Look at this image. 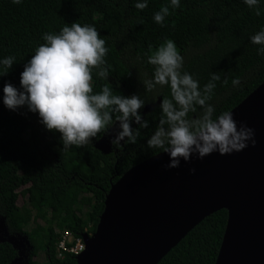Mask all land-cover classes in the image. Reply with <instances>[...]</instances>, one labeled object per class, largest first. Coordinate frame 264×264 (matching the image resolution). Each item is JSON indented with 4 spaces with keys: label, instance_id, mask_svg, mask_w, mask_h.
<instances>
[{
    "label": "trees",
    "instance_id": "1",
    "mask_svg": "<svg viewBox=\"0 0 264 264\" xmlns=\"http://www.w3.org/2000/svg\"><path fill=\"white\" fill-rule=\"evenodd\" d=\"M136 2L0 0V59L16 58L13 68L0 66V218L10 236L29 241L27 264H40L36 258L42 251L45 264H80L72 254L63 252L60 257L63 233L93 238L112 186L134 167L162 153L148 148L146 141L159 125L160 104L170 98V89L157 85L148 91L145 81L154 72L148 56L166 39L176 43L184 69L201 86L213 72L221 77L210 101L216 114L233 111L264 84V56L258 55L259 46L249 39L264 27V13L257 16L243 0H181V7L170 8L161 26L153 15L169 0H149L143 11L135 8ZM260 7L264 9V0ZM73 22L95 26L108 48L109 77L99 78L100 69L94 68V92L108 84L115 94L144 100L140 113L149 127L141 129L132 123L140 131L135 144L122 141V147L112 145L110 151L101 147L111 129L120 131L114 118L91 142L63 152L60 134L44 128L38 114L26 108L14 112L3 105L4 84L20 87L24 64L44 42L42 35L58 33ZM237 77L241 85L234 88L231 81ZM21 195L27 201L20 207ZM227 222L226 210L212 214L159 264H216ZM18 257L12 245L0 243V264H12Z\"/></svg>",
    "mask_w": 264,
    "mask_h": 264
},
{
    "label": "clouds",
    "instance_id": "2",
    "mask_svg": "<svg viewBox=\"0 0 264 264\" xmlns=\"http://www.w3.org/2000/svg\"><path fill=\"white\" fill-rule=\"evenodd\" d=\"M21 0H13L20 3ZM149 0H137L135 8L143 11ZM257 16L264 13L261 0H243ZM181 7V0H169L155 12L153 19L164 26L171 9ZM250 43L258 45V55L264 56V27L250 36ZM34 55L24 64L20 74V87L12 83L3 86V105L18 111L26 108L38 114L39 123L50 132L60 134L63 152L73 146L88 144L99 133L107 129L115 118L119 121V133L111 140L114 147H122L121 142L135 144L140 135L132 123L139 128L149 127L140 110L145 106L138 95L115 94L113 87L105 84L99 92L92 86V70L99 68L97 75L107 80L110 65L105 57L108 48L96 27L66 23L58 33H44ZM14 56L0 59V66L11 69ZM154 66L152 79L145 81L148 91L157 85L170 89V98L165 97L160 104L161 119L155 131L147 139V147L158 150L169 157L167 169H178L181 162L191 163L195 157L203 160L213 153L231 155L255 145V131L245 123L235 120L231 110L216 114L210 103L217 81L221 77L211 73L209 81L200 85L191 73L184 69V57L172 39H166L147 59ZM225 85L228 84L224 80ZM239 87V77L231 81ZM189 113H196L190 117ZM114 114L115 117H114ZM195 169L191 172L195 174Z\"/></svg>",
    "mask_w": 264,
    "mask_h": 264
},
{
    "label": "water",
    "instance_id": "3",
    "mask_svg": "<svg viewBox=\"0 0 264 264\" xmlns=\"http://www.w3.org/2000/svg\"><path fill=\"white\" fill-rule=\"evenodd\" d=\"M232 112L238 124L254 129L255 145L231 155L194 157L178 169H167L169 157L161 153L131 169L112 186L80 264H159L222 210L228 222L216 264H264V84ZM149 184L155 185L153 194L130 217L133 196ZM230 201L237 204L233 211ZM1 226L8 234L4 221ZM0 243L18 251L12 264H22L24 253L16 245Z\"/></svg>",
    "mask_w": 264,
    "mask_h": 264
},
{
    "label": "rangeland",
    "instance_id": "4",
    "mask_svg": "<svg viewBox=\"0 0 264 264\" xmlns=\"http://www.w3.org/2000/svg\"><path fill=\"white\" fill-rule=\"evenodd\" d=\"M119 130L117 128H113L109 131L108 133V137L103 141V143L101 144L102 148H105L106 151H110L112 144H111V140L115 139L116 136L118 135ZM24 191L23 189H20V192ZM27 201V197L24 195H21L18 201V205L21 207L23 206ZM89 210V208L85 209V212H87ZM2 219L0 218V241H10L12 242L14 245H16L24 254H22V264H27L28 261V254H29V250H30V246L27 243V238L24 236H20V237H12L10 235H8L5 231L2 230ZM88 237V235H84L83 237ZM20 258V257H19ZM36 261L40 264H45L46 263V255L45 252L42 251L39 256L36 258Z\"/></svg>",
    "mask_w": 264,
    "mask_h": 264
},
{
    "label": "built area",
    "instance_id": "5",
    "mask_svg": "<svg viewBox=\"0 0 264 264\" xmlns=\"http://www.w3.org/2000/svg\"><path fill=\"white\" fill-rule=\"evenodd\" d=\"M89 238L82 237V238H75L73 234L69 232H65L62 235V240L59 244L60 249V257H63V252L72 254L76 257H82L86 254L89 248Z\"/></svg>",
    "mask_w": 264,
    "mask_h": 264
},
{
    "label": "bare ground",
    "instance_id": "6",
    "mask_svg": "<svg viewBox=\"0 0 264 264\" xmlns=\"http://www.w3.org/2000/svg\"><path fill=\"white\" fill-rule=\"evenodd\" d=\"M155 189V185L149 184L144 186L142 189H140L132 198L131 204H130V217H132L139 208L151 197ZM237 204L235 202L230 201L227 204V207L233 211V209L236 207Z\"/></svg>",
    "mask_w": 264,
    "mask_h": 264
}]
</instances>
